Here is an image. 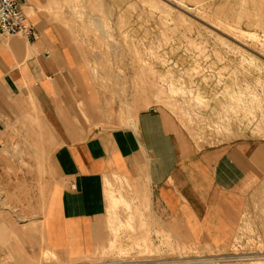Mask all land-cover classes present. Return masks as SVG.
Wrapping results in <instances>:
<instances>
[{
	"label": "crops",
	"instance_id": "0c3cea01",
	"mask_svg": "<svg viewBox=\"0 0 264 264\" xmlns=\"http://www.w3.org/2000/svg\"><path fill=\"white\" fill-rule=\"evenodd\" d=\"M19 2L33 36L0 34V262L30 258L37 245L66 257L106 247L111 228L133 213L114 207L132 209L134 193L143 229L168 228L211 246L229 242L249 189L264 177V143L237 139L198 149L159 106L138 111L126 127L87 123L94 101L62 28L43 0ZM37 167L42 202L22 242L16 211Z\"/></svg>",
	"mask_w": 264,
	"mask_h": 264
},
{
	"label": "rangeland",
	"instance_id": "374dc122",
	"mask_svg": "<svg viewBox=\"0 0 264 264\" xmlns=\"http://www.w3.org/2000/svg\"><path fill=\"white\" fill-rule=\"evenodd\" d=\"M42 3L48 18L62 28L78 75L85 78L94 101V117L86 116L87 123L103 129L126 127L138 111L159 106L175 116L198 149L237 139L264 143V1ZM200 14L205 21L228 24L234 34L208 26ZM240 30L253 36H236ZM157 89L168 104L150 96ZM20 153L23 158L30 154ZM37 169L31 186L23 184L28 196L16 211L22 242L25 230L34 228V209L41 207L39 179L44 172ZM115 179L119 183L120 177ZM121 180L118 188L125 189ZM132 196V209L124 202L114 207L122 205L133 213L127 222L111 228L112 240L106 247L66 257L37 245L30 258L0 264H100L111 259L147 261L139 264H264V177L249 189L230 240L222 246L187 242L182 232L168 228L143 229L137 206L141 204L135 193Z\"/></svg>",
	"mask_w": 264,
	"mask_h": 264
},
{
	"label": "built area",
	"instance_id": "2783aa9c",
	"mask_svg": "<svg viewBox=\"0 0 264 264\" xmlns=\"http://www.w3.org/2000/svg\"><path fill=\"white\" fill-rule=\"evenodd\" d=\"M0 34L33 36V29L21 8L19 0H0ZM146 260L111 259L100 264H139Z\"/></svg>",
	"mask_w": 264,
	"mask_h": 264
},
{
	"label": "bare ground",
	"instance_id": "6f19581e",
	"mask_svg": "<svg viewBox=\"0 0 264 264\" xmlns=\"http://www.w3.org/2000/svg\"><path fill=\"white\" fill-rule=\"evenodd\" d=\"M166 1V0H165ZM182 1V0H181ZM204 1H206V0H196V3H202V2H204ZM262 1H264V0H262ZM175 6V5H174ZM178 10H179V8H178ZM184 11V10H183ZM200 12V11H199ZM185 13H186V11H185ZM194 13V12H193ZM178 14H180V13H178ZM196 14V13H195ZM193 15V14H192ZM191 15V16H192ZM183 16V15H182ZM202 15L200 14V16H199V18L201 19L200 21H204L205 23H207L208 24V26L209 25H211L212 27H214V28H216L217 30L218 29H220L221 30V32H223V31H225L224 33H227V32H229V33H232V31L227 27L228 26V24H224L223 22H215V21H212V20H210L209 19V21H205L202 17H201ZM179 17V16H178ZM184 17H185V15H184ZM193 17V16H192ZM198 17V16H197ZM196 17V18H197ZM191 18V17H190ZM186 19V18H185ZM196 24V23H195ZM200 24V23H199ZM206 24V25H207ZM200 26V25H199ZM207 27V26H206ZM213 28V29H214ZM204 29V28H203ZM228 34V33H227ZM232 34H234V33H232ZM236 36H238V37H244V36H253L252 34H250V33H247L246 31H242V30H240L239 31V34L238 35H236ZM240 39V38H239ZM169 82V81H168ZM177 89V88H176ZM150 96H152L153 97V100L155 101V102H160V104L162 103V104H164V105H166V104H168V103H166V99L164 98V96L165 95H163L162 93H161V90L160 89H157V90H153L152 91V93H151V95ZM167 97V96H166ZM168 99H169V97H168ZM167 99V100H168ZM184 119V118H183ZM251 122V121H250ZM112 176H113V174H111ZM110 175V176H111ZM108 177V176H107ZM114 177L116 178V177H120L119 175H114ZM118 179V178H117ZM108 180V179H107ZM116 180V179H115ZM120 180H121V178H120ZM117 181V180H116ZM108 183V182H107ZM110 183V182H109ZM115 183V182H114ZM119 183H120V181H119ZM123 183H125V182H123ZM121 185V184H120ZM123 185V184H122ZM124 186V185H123ZM121 188H122V186H121ZM107 189V188H106ZM125 189H128V187L127 188H125ZM96 255V254H95ZM112 256V255H111ZM95 257H97V256H95ZM99 257V256H98ZM96 259V258H95ZM99 259V258H98ZM205 260V259H204ZM74 261V260H73ZM107 261V260H106ZM190 262V261H189ZM94 264V263H93ZM97 264V263H96Z\"/></svg>",
	"mask_w": 264,
	"mask_h": 264
}]
</instances>
